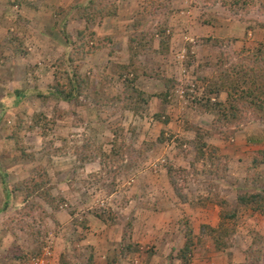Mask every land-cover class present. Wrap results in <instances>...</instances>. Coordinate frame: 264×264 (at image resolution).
Listing matches in <instances>:
<instances>
[{
  "label": "rangeland",
  "instance_id": "1",
  "mask_svg": "<svg viewBox=\"0 0 264 264\" xmlns=\"http://www.w3.org/2000/svg\"><path fill=\"white\" fill-rule=\"evenodd\" d=\"M263 52L264 0H0V264H264Z\"/></svg>",
  "mask_w": 264,
  "mask_h": 264
},
{
  "label": "trees",
  "instance_id": "2",
  "mask_svg": "<svg viewBox=\"0 0 264 264\" xmlns=\"http://www.w3.org/2000/svg\"><path fill=\"white\" fill-rule=\"evenodd\" d=\"M164 35V34H163ZM262 52V51H260ZM264 53V52H263ZM258 59V66L257 68H252L247 65H238L239 66V75H232V74H223L218 79V83L220 87L217 86V91H228L231 93L238 94L239 98L242 103L247 105V103H250L249 105H255L259 110L264 111V56L262 53H258L257 56ZM238 66H233L234 69L237 70ZM245 85V86H244ZM72 86L74 84L72 83ZM72 93V91H70ZM71 95H69V99ZM257 102L251 103L256 98L259 99ZM202 102H200L201 104ZM233 107V105H232ZM212 109V107H211ZM234 109V108H233ZM237 111L236 109H234ZM118 153V150H115ZM264 151V150H263ZM101 155V154H100ZM262 163H264V156H262ZM87 157H84L86 159ZM46 179V178H45ZM42 179L41 182H35L34 190L38 191L43 186L44 180ZM241 202L242 205L245 206L244 208H252L256 212H260L264 214V191H257L255 193H246L241 195ZM241 209L239 210H233L229 212L228 216H231L232 218L236 219L239 215ZM209 227V226H208ZM211 231L214 233H218V229H213L212 227H209ZM192 230L190 228V232L187 236L186 243L184 248L181 250V259L182 264H189L192 259V254L194 251V239L193 234L191 233ZM220 239L225 240L226 242L222 243H216L218 249H224L231 245V234L229 232L228 227L223 228L219 232ZM213 236V235H212ZM222 237V238H221ZM218 239V238H217Z\"/></svg>",
  "mask_w": 264,
  "mask_h": 264
},
{
  "label": "built area",
  "instance_id": "3",
  "mask_svg": "<svg viewBox=\"0 0 264 264\" xmlns=\"http://www.w3.org/2000/svg\"><path fill=\"white\" fill-rule=\"evenodd\" d=\"M42 263V262H41ZM32 264H34V263H32ZM36 264H37V262H36Z\"/></svg>",
  "mask_w": 264,
  "mask_h": 264
}]
</instances>
